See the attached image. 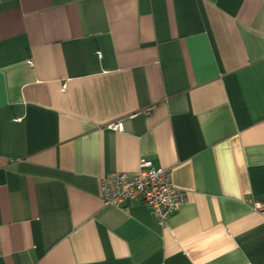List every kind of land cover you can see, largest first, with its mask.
Wrapping results in <instances>:
<instances>
[{
    "label": "crops",
    "instance_id": "obj_1",
    "mask_svg": "<svg viewBox=\"0 0 264 264\" xmlns=\"http://www.w3.org/2000/svg\"><path fill=\"white\" fill-rule=\"evenodd\" d=\"M142 158L165 223L101 195ZM256 200L264 0H0L1 264H264Z\"/></svg>",
    "mask_w": 264,
    "mask_h": 264
},
{
    "label": "built area",
    "instance_id": "obj_2",
    "mask_svg": "<svg viewBox=\"0 0 264 264\" xmlns=\"http://www.w3.org/2000/svg\"><path fill=\"white\" fill-rule=\"evenodd\" d=\"M123 124L119 119L111 122L109 127L121 130ZM101 195L106 206L117 207H127L129 200L140 198L161 223H165L187 200V192L173 184L170 170L156 167L148 158L141 159L133 175L125 171L106 173L101 178ZM252 207L264 216V200L254 201Z\"/></svg>",
    "mask_w": 264,
    "mask_h": 264
}]
</instances>
